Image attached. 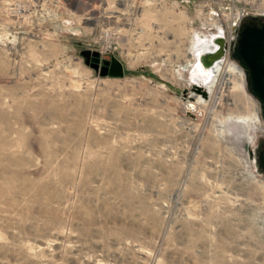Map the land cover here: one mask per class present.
I'll list each match as a JSON object with an SVG mask.
<instances>
[{
    "label": "rangeland",
    "instance_id": "obj_1",
    "mask_svg": "<svg viewBox=\"0 0 264 264\" xmlns=\"http://www.w3.org/2000/svg\"><path fill=\"white\" fill-rule=\"evenodd\" d=\"M214 2L0 0V264H264L261 102L189 63L264 0Z\"/></svg>",
    "mask_w": 264,
    "mask_h": 264
},
{
    "label": "bare ground",
    "instance_id": "obj_2",
    "mask_svg": "<svg viewBox=\"0 0 264 264\" xmlns=\"http://www.w3.org/2000/svg\"><path fill=\"white\" fill-rule=\"evenodd\" d=\"M199 38L203 41V43H201V45L195 49L192 57L189 60V63L193 68L192 74H190L192 75V78L195 79V82L193 81L195 85L198 84L201 87V90L204 89L205 85V90H203L201 93L208 94L207 91L209 93L210 91L215 93L218 85L219 88L222 85L225 89L235 88L237 86L242 88L244 86L245 72L241 66L238 65V67L234 63H231L232 60L227 57H225L220 62L218 61L213 63V61L219 60V58H222L224 55V42H220L222 36H199ZM227 102V106H232L234 108L237 107L236 102L234 103L230 99L227 100ZM191 107L196 109V103L194 102L190 104L189 108L192 110ZM248 119L249 117L244 119V121H248ZM251 120L255 124V127H257L260 131L263 130V126L258 122V120Z\"/></svg>",
    "mask_w": 264,
    "mask_h": 264
},
{
    "label": "water",
    "instance_id": "obj_3",
    "mask_svg": "<svg viewBox=\"0 0 264 264\" xmlns=\"http://www.w3.org/2000/svg\"><path fill=\"white\" fill-rule=\"evenodd\" d=\"M252 20L256 19L252 18ZM231 58L244 70L249 90L261 102L264 118V23L259 26L250 23L242 25ZM102 59L104 73L116 77L125 75L123 65L116 58L105 55ZM258 165L264 173V150L259 154Z\"/></svg>",
    "mask_w": 264,
    "mask_h": 264
},
{
    "label": "built area",
    "instance_id": "obj_4",
    "mask_svg": "<svg viewBox=\"0 0 264 264\" xmlns=\"http://www.w3.org/2000/svg\"><path fill=\"white\" fill-rule=\"evenodd\" d=\"M213 3H217L214 2ZM211 4L208 1H204L199 6L200 7H210ZM259 7V6H258ZM214 11L209 14V18H205V23L208 25L206 31L199 32V34L205 36L221 35L222 39L220 41L224 42V56L217 60L216 62L222 61L227 55H230L232 48L236 46V42L239 38L238 29L241 26V18H229L225 17L221 12L220 8L212 7ZM260 9V7H259ZM264 16V13L263 15ZM217 23V24H216ZM196 37V35H195ZM194 37V39H195ZM218 50V49H217ZM216 50V51H217ZM220 50V49H219Z\"/></svg>",
    "mask_w": 264,
    "mask_h": 264
},
{
    "label": "flooded vegetation",
    "instance_id": "obj_5",
    "mask_svg": "<svg viewBox=\"0 0 264 264\" xmlns=\"http://www.w3.org/2000/svg\"><path fill=\"white\" fill-rule=\"evenodd\" d=\"M248 23H250V24H252V25H260L261 23H264V20L263 21H254V20H251V21H249ZM245 24V23H244Z\"/></svg>",
    "mask_w": 264,
    "mask_h": 264
}]
</instances>
